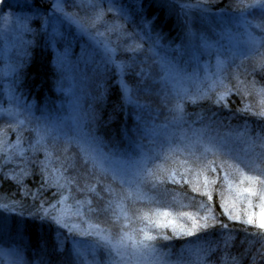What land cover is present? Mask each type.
<instances>
[{
    "label": "trees",
    "instance_id": "trees-1",
    "mask_svg": "<svg viewBox=\"0 0 264 264\" xmlns=\"http://www.w3.org/2000/svg\"><path fill=\"white\" fill-rule=\"evenodd\" d=\"M240 1L117 3L136 22L146 25L161 44L169 42L175 47L192 27L198 35L206 31L200 23V9L212 18L218 15L233 20ZM260 2L264 8V0ZM33 5L44 16L55 14L53 0H33ZM80 28L70 32L77 43L87 47L88 39L79 33ZM22 52L16 72L18 92L36 105L57 108L67 97L53 47L46 46V39L38 31ZM123 52L118 73L109 68L100 74L105 79H86L82 95L84 129L111 164L130 171L133 166L128 159L134 160L141 167L151 165L150 172L147 167L143 174L133 171L129 174L134 176L132 179L102 176L75 146L65 150L57 146L56 157L47 159V152L33 145V133L23 132L22 152L16 154L8 149L6 157H0V215L7 217L9 246L16 250V258L21 259V264H121L129 260L128 253L117 250L114 229L107 228L106 222L114 211L128 210L124 197L130 196V187L136 185L144 195L139 208H160L153 216L164 215L157 222L140 221L143 229H135L132 239L137 260L153 262L157 258L162 264H264V230L256 222L246 223L249 215L258 217L264 211V154L254 159V170L239 175L241 179L231 171L224 153H205L203 157L190 154L185 168L155 173L152 162L157 158L156 142L149 138L158 112L154 96H161V85L144 51L127 47ZM191 65H183V70H192ZM89 68L83 74L89 73ZM238 74L244 78L245 91L230 77L219 94L186 100L181 118L185 125L205 135L242 131L264 153V116L260 115L264 112V46L261 56L250 53L242 59ZM257 93L262 95L260 100ZM149 94L153 96L148 100ZM221 95L223 100H219ZM12 161L18 165L22 162L20 173H16L18 167L9 169L15 166ZM120 202H124L123 207H117ZM83 208L85 214H74ZM194 221L197 227H193ZM188 250H196L194 262H188L194 259Z\"/></svg>",
    "mask_w": 264,
    "mask_h": 264
},
{
    "label": "rangeland",
    "instance_id": "rangeland-1",
    "mask_svg": "<svg viewBox=\"0 0 264 264\" xmlns=\"http://www.w3.org/2000/svg\"><path fill=\"white\" fill-rule=\"evenodd\" d=\"M241 1L233 20L218 15L212 18L200 9V23L206 26V31L198 35L199 32L192 27L185 32L183 41L172 47L169 42L161 44L158 37L153 36L139 20L136 22L124 6H119L117 0H53L55 14L50 12L46 16L35 8L33 0H0V157L2 154L6 157L8 149L19 154L23 149L22 133L28 130L33 133V145L44 149L48 154L47 159L56 157L57 146L61 150L75 146L102 176L116 180L122 179L121 175L126 176L125 179L134 178L133 175L129 176L133 171L143 174L146 165L141 167L128 159L133 166L129 171L111 164L110 158L97 150L84 129L82 108L86 79L89 76L105 79L106 76L100 74L109 68L118 73L122 61L120 55L127 47H133L145 52L146 62L161 85V96H154L158 112L149 138L156 142L157 158L152 162L154 172L159 175L165 169L168 174L180 167L185 168L190 154L203 157L205 153H224L228 156L231 171L241 179L243 173L254 170V159L264 154L255 148L252 138L242 131L227 134L214 131L205 135L199 129L185 125L181 118L186 100L211 93L219 94L230 77L231 82L245 91L244 78L240 79L238 66L250 53L261 56L264 8L260 6V0ZM58 18L64 24H60ZM77 26L81 27L79 33L88 39L87 47L81 42L77 43L70 32L71 29L77 31ZM197 26L196 29L200 25ZM36 28L38 30L35 31ZM38 31L46 39V46L53 47L54 61L62 72L59 80L63 82L67 100L57 108L36 105L17 90L19 58L26 43ZM203 43L204 46H201ZM96 52L100 56H96ZM188 63H192V70H183V65ZM88 67L89 73L83 74ZM259 95L261 93L255 94L260 100ZM151 96L153 94L147 95L148 100ZM177 104H180L182 111L176 110ZM116 158L119 159V156ZM12 163L15 166L9 169L18 167L16 173H20L22 162L19 165L17 161ZM139 190L136 185L130 187V196L124 197L127 206L124 202L117 203V207L124 205L128 210L118 208L116 213L114 211L106 222L107 228L114 229L117 250L130 255V259L121 264H162L157 258L153 262L136 258L132 235L135 229H143L140 221L152 223L164 218L163 213H159V218L153 216L160 208L152 207L153 211L152 208H139L138 202L144 196ZM85 212L83 208L74 214L83 215ZM99 222L92 220V223ZM8 226L7 217L0 215V259L5 261L1 260L0 264H21V259L16 258V250L9 246ZM187 253L194 258L188 262H194L196 250H188Z\"/></svg>",
    "mask_w": 264,
    "mask_h": 264
},
{
    "label": "snow or ice",
    "instance_id": "snow-or-ice-1",
    "mask_svg": "<svg viewBox=\"0 0 264 264\" xmlns=\"http://www.w3.org/2000/svg\"><path fill=\"white\" fill-rule=\"evenodd\" d=\"M108 51H111V49H108ZM223 99H224V96L221 95L219 97V100H223ZM176 110L177 111H182V108H181L180 104L176 105ZM260 115L264 116V112H261ZM211 163H213V162H210V164ZM246 191L251 192V189H246ZM209 199H211V197H209ZM165 215H167V214H165ZM235 219L239 220V216H236ZM254 222H256V226L257 227H259L261 230H264V211H262L258 217H254L252 215L248 216L246 223L248 225H253ZM197 226L198 225L194 221L193 227H197Z\"/></svg>",
    "mask_w": 264,
    "mask_h": 264
}]
</instances>
